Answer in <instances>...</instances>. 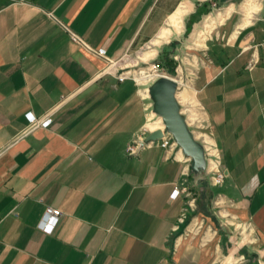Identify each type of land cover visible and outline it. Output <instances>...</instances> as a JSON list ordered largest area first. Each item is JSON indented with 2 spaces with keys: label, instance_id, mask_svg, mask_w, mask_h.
<instances>
[{
  "label": "crops",
  "instance_id": "0c3cea01",
  "mask_svg": "<svg viewBox=\"0 0 264 264\" xmlns=\"http://www.w3.org/2000/svg\"><path fill=\"white\" fill-rule=\"evenodd\" d=\"M175 42L201 173L120 72ZM0 264H264V0H0Z\"/></svg>",
  "mask_w": 264,
  "mask_h": 264
},
{
  "label": "rangeland",
  "instance_id": "374dc122",
  "mask_svg": "<svg viewBox=\"0 0 264 264\" xmlns=\"http://www.w3.org/2000/svg\"><path fill=\"white\" fill-rule=\"evenodd\" d=\"M190 34L191 33L187 32L184 36V38H188L186 45H192V41L194 40L188 37ZM196 36L197 35H195V37ZM198 38L199 39L196 41L197 44H195L193 47H201L200 43H203L201 42V39L204 38V35ZM175 43H172L175 44V46L170 48L167 47L166 53L164 52L160 55L155 52V46H150L137 51H131L127 54L126 58L123 59L121 64V66L124 68L122 70L120 69V72H130V77H136L141 84L142 91L146 95L145 102L148 106L147 113L149 123H151L153 126L159 120L160 116L154 112L153 100L151 99L149 89L151 85L162 75L171 76L181 83V85H179L177 97L179 95L182 110L185 111L187 115V121L190 123L194 121L193 117H195V115L193 112H195V104L191 105L192 99L186 90V84L187 79L191 77L190 75H195V72L197 71L195 69H192L191 71L188 68L186 69L187 64H185V57L193 61L194 59L196 60V57L193 56L197 54L194 53V51H196L195 49L185 50L184 48L180 47V42ZM191 127L192 130H198L196 129L195 124H193ZM151 132L152 129L148 126L146 133L150 134ZM196 134L199 135L198 132Z\"/></svg>",
  "mask_w": 264,
  "mask_h": 264
},
{
  "label": "water",
  "instance_id": "95a60500",
  "mask_svg": "<svg viewBox=\"0 0 264 264\" xmlns=\"http://www.w3.org/2000/svg\"><path fill=\"white\" fill-rule=\"evenodd\" d=\"M179 83L168 75L159 77L150 87L149 93L153 100L154 112L162 117L165 129H155L147 137V141L162 140L171 134L184 153L192 158V168L196 172H203L206 168V153L204 146L196 139L183 114L177 93ZM141 147L145 142L140 143Z\"/></svg>",
  "mask_w": 264,
  "mask_h": 264
},
{
  "label": "built area",
  "instance_id": "2783aa9c",
  "mask_svg": "<svg viewBox=\"0 0 264 264\" xmlns=\"http://www.w3.org/2000/svg\"><path fill=\"white\" fill-rule=\"evenodd\" d=\"M72 38L75 42L84 44L83 39L79 37L78 35L72 34ZM28 115H29V118H30L29 120L31 124L30 128L35 127V126H45L46 127V126L51 125L53 121L50 114L42 118H37L34 115H31V113H29ZM160 141L162 142V145L164 147H173V146L178 145V143L176 142V140L171 134L165 135V137ZM130 150L135 152L136 149L134 146H131ZM209 152H212V150H209ZM223 180H224V174L218 171L217 182L222 183ZM173 194L175 197H177L180 194V191L176 189ZM61 216H62V211L60 209L52 207V206L47 207L46 212L39 223V228L47 233H53L55 228L59 224Z\"/></svg>",
  "mask_w": 264,
  "mask_h": 264
},
{
  "label": "bare ground",
  "instance_id": "6f19581e",
  "mask_svg": "<svg viewBox=\"0 0 264 264\" xmlns=\"http://www.w3.org/2000/svg\"><path fill=\"white\" fill-rule=\"evenodd\" d=\"M161 119H162V117H160ZM162 122H163V119H162ZM163 125H164V122H163ZM159 129H161V128H159ZM164 129H165V125H164Z\"/></svg>",
  "mask_w": 264,
  "mask_h": 264
}]
</instances>
